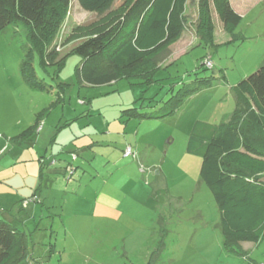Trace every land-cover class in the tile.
Listing matches in <instances>:
<instances>
[{"label": "rangeland", "instance_id": "374dc122", "mask_svg": "<svg viewBox=\"0 0 264 264\" xmlns=\"http://www.w3.org/2000/svg\"><path fill=\"white\" fill-rule=\"evenodd\" d=\"M238 2L236 37L212 5L215 47L189 30V52L158 56L163 68L150 85H81L75 70L81 58L70 53L77 44L60 51V66L36 62L34 80L27 81L26 28L0 32V212L17 205L8 213L32 233V264H264V242L224 246L219 209L200 177L202 161L187 152L195 123L228 122L235 87L264 65V0ZM98 17L71 0L58 41ZM211 76V85L196 82ZM194 87L197 94L165 112L173 97ZM131 109L157 117L123 113ZM129 145L132 156L125 154ZM101 191L119 202L117 209L95 204Z\"/></svg>", "mask_w": 264, "mask_h": 264}, {"label": "trees", "instance_id": "16d2710c", "mask_svg": "<svg viewBox=\"0 0 264 264\" xmlns=\"http://www.w3.org/2000/svg\"><path fill=\"white\" fill-rule=\"evenodd\" d=\"M77 1L84 11L99 17L73 27L58 41L71 0H0V32L17 24L28 32L21 68L27 81L34 80L36 62L43 69L60 66L64 62L60 51L77 44L70 53L81 58L75 69L81 85L101 87L121 80L150 85L163 68L158 56L189 30L207 47H215L212 5L231 37H236L242 21L232 0H196L194 22H189L186 14L190 0H122L115 8L118 0ZM203 66L213 67L210 59ZM214 79L211 76L196 82L211 85ZM198 90L190 88L179 99L173 97L171 107L163 109L172 113ZM235 92L236 107L229 121L219 125L196 122L187 145L188 154L202 161L200 177L219 209L226 248L264 242V65L242 80ZM126 111L123 113L131 117H157L138 109ZM130 111L133 113L128 114ZM31 235L13 219L0 217V264H32Z\"/></svg>", "mask_w": 264, "mask_h": 264}, {"label": "crops", "instance_id": "0c3cea01", "mask_svg": "<svg viewBox=\"0 0 264 264\" xmlns=\"http://www.w3.org/2000/svg\"><path fill=\"white\" fill-rule=\"evenodd\" d=\"M231 4H232L233 9L239 15H241V9L243 8V6L242 5H239L238 0H232L231 1ZM186 14L188 15V10H187V13ZM192 14H193V16H192L193 19L191 18L192 20H189V22H194L195 19H196V17H197V4L195 5V8L192 10ZM212 16H213V20H214L213 12H212ZM187 37H188V33L186 32V33L183 34L181 40L170 48V51L173 52V54H176L178 52V55L177 56H182L184 54H187V52H189V49L191 47L190 45L192 44V42H188L186 40ZM215 37H216V35H215ZM195 39H197V38L195 37ZM174 58H175V56H174ZM128 147H131V146L129 145ZM41 168L42 167L40 166V170H39V175L40 176H39V179H41V176H42V174H41L42 173V169ZM106 181H107V183H109V181H111V177L110 176L107 177ZM160 184H162V183H160ZM108 194H110V193H106L104 191H101L100 192V195H98L96 197V200H95V204H97L105 212H107L108 210H113V209L115 210V209L118 208V205H119V202L117 200L113 199V197H110ZM35 197H36V195H35ZM37 199H36V201H37ZM32 205H30V206L28 205V207H27V210L30 211V213H28V214H31V212H32ZM16 206H13L12 209L10 210V212H12V210H14L13 208H15ZM19 208H20V210L22 209L21 206ZM36 208H37V206H36ZM3 209H5V208H3ZM33 209H34V207H33ZM34 211L36 212L35 209H34ZM9 213H8V215H6V213L4 212V214L1 213L0 215L5 216L7 218L9 217V219L12 218L13 221H17V219L15 218V216L14 215L11 216V215H9ZM28 216L30 217V215H28ZM107 216H116V213L115 212H111Z\"/></svg>", "mask_w": 264, "mask_h": 264}, {"label": "built area", "instance_id": "2783aa9c", "mask_svg": "<svg viewBox=\"0 0 264 264\" xmlns=\"http://www.w3.org/2000/svg\"><path fill=\"white\" fill-rule=\"evenodd\" d=\"M207 66L211 67V63L207 62ZM126 156H132L133 155V150L131 147H128L125 152ZM76 159V157H74Z\"/></svg>", "mask_w": 264, "mask_h": 264}, {"label": "water", "instance_id": "95a60500", "mask_svg": "<svg viewBox=\"0 0 264 264\" xmlns=\"http://www.w3.org/2000/svg\"><path fill=\"white\" fill-rule=\"evenodd\" d=\"M76 169H74L73 171H75Z\"/></svg>", "mask_w": 264, "mask_h": 264}]
</instances>
